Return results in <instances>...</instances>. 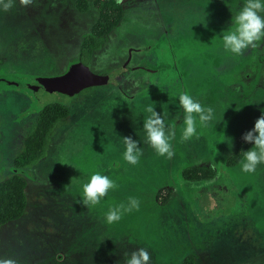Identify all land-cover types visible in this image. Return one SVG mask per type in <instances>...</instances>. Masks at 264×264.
I'll list each match as a JSON object with an SVG mask.
<instances>
[{
    "label": "rangeland",
    "instance_id": "374dc122",
    "mask_svg": "<svg viewBox=\"0 0 264 264\" xmlns=\"http://www.w3.org/2000/svg\"><path fill=\"white\" fill-rule=\"evenodd\" d=\"M113 1L122 6L118 18L111 0H33L27 8L14 0L9 11L0 7V184L16 171L26 179L23 214L0 226V257L124 264L125 253L144 247L151 264H183L192 256V264L262 263L264 164L244 172L243 155L232 159L237 147L242 154L252 147L242 136L264 111V41L235 56L221 39L244 0ZM88 36L97 45L87 57ZM77 58L97 74L130 61L113 82L57 101L69 114L40 132L46 104L25 86L70 72ZM180 92L214 110L206 126L197 122L198 137L184 142ZM149 104L175 129L170 159L146 143ZM124 136L138 141V164L125 161ZM34 143L29 159L41 157L22 167L19 159ZM184 166L187 178L199 179L181 180ZM97 171L119 187L84 206L82 184ZM130 196L139 210L107 223L109 207Z\"/></svg>",
    "mask_w": 264,
    "mask_h": 264
},
{
    "label": "clouds",
    "instance_id": "9594fccd",
    "mask_svg": "<svg viewBox=\"0 0 264 264\" xmlns=\"http://www.w3.org/2000/svg\"><path fill=\"white\" fill-rule=\"evenodd\" d=\"M120 2V0H118ZM19 3L27 8L33 4V0H19ZM14 6V0H0V7L7 12ZM222 46L225 51L235 56H241L249 48H256L264 41V0H244L242 7L231 17V24L222 33ZM179 105L183 109V130L181 141H188L198 137L197 122L201 126L213 119L214 110L206 107L200 101L187 92L178 95ZM147 115L143 121V128L148 143L159 156L172 158L174 151L171 141L176 132L173 126H166L164 118L154 110V105L145 108ZM242 139L251 143L252 147L243 151V159L240 166L244 172H254L257 165L264 164V111L256 118L252 129L246 131ZM125 150L123 157L130 164H138L143 151L137 140L131 136H124ZM118 184L109 176L101 172H93L82 184V204L88 207L98 205L108 192L117 189ZM140 201L136 197H128L127 202H121L110 206L105 214L107 223L118 222L125 213L139 210ZM124 264H151L150 252L144 247H138L130 253H125ZM0 264H20L14 257H0Z\"/></svg>",
    "mask_w": 264,
    "mask_h": 264
},
{
    "label": "trees",
    "instance_id": "16d2710c",
    "mask_svg": "<svg viewBox=\"0 0 264 264\" xmlns=\"http://www.w3.org/2000/svg\"><path fill=\"white\" fill-rule=\"evenodd\" d=\"M111 5L113 7V10H115L117 12L116 18H118L122 13L121 4L111 0ZM103 14L104 13L101 12V14H100L101 19L104 18V16H105ZM100 35H101L100 31L96 33V37H98ZM92 39H93V36H91V37L88 36V37H86V39L83 41V44H82L83 46L86 47V49H85L86 51H84V47L82 46L83 47L82 51L87 53V57H88V54L91 51H93L94 47H96V45H97V43L94 44L95 46L93 45ZM251 67H252V63L248 62L247 65L245 66L246 71L248 72V70ZM240 77H245L244 73L241 74ZM149 105H151V104H149ZM69 112H70V110L65 103L55 102V103L44 105L43 108L40 110L39 115H38V121L41 123L40 132L42 131V128H43V132L46 129H50V127L54 124V122L57 119L64 117V116H67L69 114ZM36 139H38V138H36ZM37 145H39V144H37ZM37 145H36V143H34L31 146H29L28 147L29 156L21 157L19 159L21 161L20 163H22V165H21L22 167L27 165V164L36 162L39 159V157H41L40 155L39 156L35 155L34 157H32V159H29V157L31 156V153H34V148H37ZM236 151H237L236 152L237 158L233 157L232 161L238 159V157H241L243 155L242 149L238 150V147H237ZM230 159L231 158H229L227 162L231 164L232 161H230ZM186 166H184L180 171V175L182 177L181 180H183V179L184 180L199 179V178H194V179L187 178L186 177V171L190 172L189 171L190 168H188ZM25 186H26V179L24 178V176H22L20 173H18V171H16L11 177L4 180L0 184V226L5 224L6 222H8L10 220H14V219L19 218L23 214V212L25 210V206H26V197H25V191H24ZM192 258H193V256L190 259L187 258L186 260L184 258L183 264H192ZM260 264H264V259H263L262 263H260Z\"/></svg>",
    "mask_w": 264,
    "mask_h": 264
},
{
    "label": "water",
    "instance_id": "95a60500",
    "mask_svg": "<svg viewBox=\"0 0 264 264\" xmlns=\"http://www.w3.org/2000/svg\"><path fill=\"white\" fill-rule=\"evenodd\" d=\"M118 74L117 69H113L105 74L92 72L88 65L76 63L70 72L55 76L39 77V83L29 85L34 97L43 104L69 101L76 93L84 87L99 83L113 82ZM18 86H22L17 84Z\"/></svg>",
    "mask_w": 264,
    "mask_h": 264
},
{
    "label": "flooded vegetation",
    "instance_id": "af4514ba",
    "mask_svg": "<svg viewBox=\"0 0 264 264\" xmlns=\"http://www.w3.org/2000/svg\"><path fill=\"white\" fill-rule=\"evenodd\" d=\"M130 60L128 59V58H125L123 61H122V64L121 65H119L117 68H115V69H117L118 70V74H120V72H124L125 70H126V66H127V64H128V62H129ZM83 63V61L81 60V58H77L75 61H73L71 64H73V65H75L76 63ZM70 64V65H71ZM69 65V66H70ZM63 71H67V70H63ZM93 72V71H92ZM62 73H64V72H62ZM61 73V74H62ZM117 74V75H118ZM55 75H60L59 74V72H58V74H55V73H53V74H49V75H44V76H55ZM41 77H43V76H41ZM2 80H4V79H2ZM8 83H10L11 84V82L8 80ZM39 83V81H38V79H36V80H34L33 82H30L29 84L27 83L26 84V88H28L32 93H33V91H32V89L29 87V85H36V84H38ZM115 84H116V82H115ZM18 87H20V86H18ZM24 87V88H25ZM20 88H23V87H20ZM51 103H55V102H51ZM51 103H47V104H51ZM46 104V105H47Z\"/></svg>",
    "mask_w": 264,
    "mask_h": 264
}]
</instances>
